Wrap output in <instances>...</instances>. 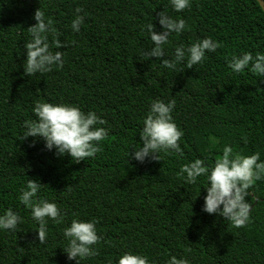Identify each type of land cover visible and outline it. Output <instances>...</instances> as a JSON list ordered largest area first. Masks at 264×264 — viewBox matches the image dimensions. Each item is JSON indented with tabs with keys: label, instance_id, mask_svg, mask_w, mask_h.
Masks as SVG:
<instances>
[{
	"label": "trees",
	"instance_id": "obj_1",
	"mask_svg": "<svg viewBox=\"0 0 264 264\" xmlns=\"http://www.w3.org/2000/svg\"><path fill=\"white\" fill-rule=\"evenodd\" d=\"M77 6L83 23L74 32ZM38 7L58 33L63 66L29 76L22 67L24 42ZM162 10L186 24L169 35L166 58L177 45L205 36L220 47L206 51L203 64L181 63L175 71L141 56L152 45L145 26L151 22L159 32ZM244 51L264 53V12L257 0H191L179 12L168 0H0V213L11 207L23 218L16 231H0V264H75L62 251V229L73 218H94L101 237L97 254L80 264H115L125 251L153 264L173 255L190 264H264V178L245 197L250 221L236 228L202 211L203 177L187 184L177 175L194 158L213 163L225 144L264 160V78L247 69L234 73L226 64ZM155 99L175 100L183 156L138 162L127 149L139 141L137 131ZM37 100L95 111L108 130L103 150L77 163L47 150L39 137L18 139L23 121L35 118ZM28 178L43 184L38 195L64 213L61 223L48 222L43 245L30 211L17 199Z\"/></svg>",
	"mask_w": 264,
	"mask_h": 264
},
{
	"label": "clouds",
	"instance_id": "obj_2",
	"mask_svg": "<svg viewBox=\"0 0 264 264\" xmlns=\"http://www.w3.org/2000/svg\"><path fill=\"white\" fill-rule=\"evenodd\" d=\"M257 2L261 6L260 0ZM168 3L171 9L177 12L191 7V0H168ZM74 11L77 14L71 20L70 26L74 32H78L83 23V16L79 14V6ZM157 17L161 30L154 31L151 22L145 26L152 45L146 50H141L139 54L145 58L159 59L163 68L175 71L181 63L185 68L203 64L206 51L214 52L220 47L218 41L205 36L187 46L183 43L177 45L170 54L171 58H166L164 46L169 43V35L181 33L186 24L183 18H174L163 10L157 13ZM32 18L35 23L27 27L30 39L24 42L25 58L22 62L23 72L29 76L63 66L62 52L58 50L62 43L57 39L58 33L51 18L46 17L39 7L34 10ZM49 36L52 37L51 44L57 49L55 51L50 47ZM226 64L234 73H243L247 69L257 77L264 78L262 52H256L255 55L248 51L234 54L231 58H226ZM174 105V99H168L166 102L155 99L150 103L142 119V126L137 131L139 141L129 144L131 152L127 149L130 159L144 162L146 159L162 160L164 155L183 156L178 142L183 136V130L173 119ZM31 111L35 118L23 121V132L18 139L39 137L47 150H54V154L59 156L67 154L77 163L92 158L103 150L100 142L106 138L108 130L101 126L105 121L95 111L85 112L71 103L41 100L34 101ZM259 155L257 152L251 155L235 153L230 145L225 144L221 155L216 157L213 163L209 164L207 157H197L181 164L177 175L187 184H194L198 178L203 177L200 184L204 186L206 194L203 196L202 211L215 213L232 227L239 228L250 221V203L245 199L249 195V189L255 181L264 178V160H260ZM42 185L38 180L28 178L17 196L18 201L30 211L31 219L37 224L36 239L41 245L47 240L48 222L59 224L64 219V213L55 201L38 195ZM22 219L19 212L11 207L4 209L0 213V231H16ZM62 237L66 241L62 251L66 253V259L75 261V264L95 256L96 245L101 239L97 234L94 218H73L63 227ZM115 264L153 262L146 255L125 251L116 258ZM165 264H190V261L184 257L178 259L173 255Z\"/></svg>",
	"mask_w": 264,
	"mask_h": 264
},
{
	"label": "water",
	"instance_id": "obj_3",
	"mask_svg": "<svg viewBox=\"0 0 264 264\" xmlns=\"http://www.w3.org/2000/svg\"><path fill=\"white\" fill-rule=\"evenodd\" d=\"M260 3H261V6H264V2H263V0H260ZM258 4H259V3H258ZM259 6H260V4H259ZM261 6H260V8H261L262 11L264 12V8H262Z\"/></svg>",
	"mask_w": 264,
	"mask_h": 264
}]
</instances>
